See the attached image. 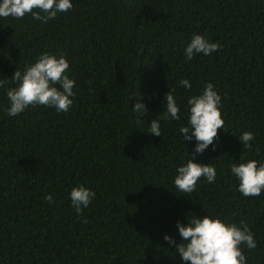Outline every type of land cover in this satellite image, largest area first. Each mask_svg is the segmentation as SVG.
Listing matches in <instances>:
<instances>
[{"label":"trees","instance_id":"16d2710c","mask_svg":"<svg viewBox=\"0 0 264 264\" xmlns=\"http://www.w3.org/2000/svg\"><path fill=\"white\" fill-rule=\"evenodd\" d=\"M72 2L48 23L0 17V80L9 88L16 68L45 52L65 56L76 81L67 113L37 106L11 117L0 88V264H190L164 236L180 243L177 221L203 215L246 222L257 240L244 248L247 264H264V192L244 196L230 169L264 163V0ZM194 34L221 48L187 60ZM208 82L222 97L225 129L194 153L195 138L183 141L179 129L189 97ZM170 90L181 119H160L155 136L149 124ZM138 97L144 116L132 111ZM244 131L255 133L252 149L239 140ZM188 159L214 165L216 180L180 193L176 169ZM81 184L96 196L78 217L70 191Z\"/></svg>","mask_w":264,"mask_h":264},{"label":"clouds","instance_id":"9594fccd","mask_svg":"<svg viewBox=\"0 0 264 264\" xmlns=\"http://www.w3.org/2000/svg\"><path fill=\"white\" fill-rule=\"evenodd\" d=\"M72 0H0V17L23 19L31 15L34 20L48 23L58 17L60 13H67L73 8ZM221 48L219 42H210L201 34H194L184 48L187 60H192L196 54L210 55ZM70 62L65 56L59 57L42 53L37 61L25 66L21 72L16 68L11 79L16 86L9 88L7 80H0V88H7V97L10 106L5 110L7 115L15 117L29 107H54L57 112L67 113L73 105L76 93V81L70 79L67 70ZM179 83L191 88L188 79H181ZM140 96V95H139ZM165 110L153 119L150 134L162 136L160 119H181L180 106L172 90L165 94ZM188 125L181 126L179 131L183 141L195 138L194 153H203L209 145L218 139V130L224 128L222 118V97L212 82L205 84L201 94L193 95L188 99ZM132 111L143 116L148 111L145 104L138 97ZM239 140L243 148L252 149L251 141L255 140V133L244 131ZM231 173L239 180V191L246 197H257L264 192V163L255 159L247 162L230 165ZM177 175L174 186L180 193H192L196 190L197 182L206 178L209 183L216 180L217 171L212 164L197 163L193 159L176 169ZM96 192L83 184L75 186L70 191V201L78 217L83 214L95 198ZM47 202H53V196L44 197ZM84 222H87L86 218ZM177 228L181 242L176 243L173 237L165 234L164 239L170 245H175V252L184 262L190 264H247L244 248L255 249L257 240L250 226L241 221L228 223L219 216H193L188 223L177 221Z\"/></svg>","mask_w":264,"mask_h":264}]
</instances>
